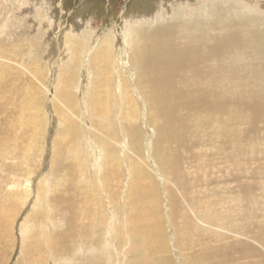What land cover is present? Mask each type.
I'll return each mask as SVG.
<instances>
[{
    "label": "rangeland",
    "instance_id": "rangeland-1",
    "mask_svg": "<svg viewBox=\"0 0 264 264\" xmlns=\"http://www.w3.org/2000/svg\"><path fill=\"white\" fill-rule=\"evenodd\" d=\"M0 264H264V0H0Z\"/></svg>",
    "mask_w": 264,
    "mask_h": 264
},
{
    "label": "bare ground",
    "instance_id": "bare-ground-1",
    "mask_svg": "<svg viewBox=\"0 0 264 264\" xmlns=\"http://www.w3.org/2000/svg\"><path fill=\"white\" fill-rule=\"evenodd\" d=\"M198 27V26H197ZM195 28V27H194ZM191 30V29H190ZM167 31V30H166ZM184 31L186 32V37H187V39H190L189 37L190 36H192V38L195 36V35H192V33L190 32V31H188V29L187 28H185L184 29ZM192 31H194V30H192ZM161 32H163V30H161ZM196 32V31H195ZM198 32V31H197ZM156 33V32H155ZM160 33V32H159ZM165 33V32H164ZM236 35V34H235ZM159 36V35H158ZM167 37V36H166ZM211 36H209V38H210ZM229 38V37H228ZM231 38V37H230ZM167 39V38H166ZM178 39V38H177ZM234 39V36H232V38H231V40H233ZM165 40V39H164ZM133 41V40H132ZM139 41H141V40H139ZM168 41V40H167ZM165 42V41H164ZM142 44V43H141ZM144 44V43H143ZM153 44V43H152ZM157 44V43H156ZM165 44V43H164ZM235 45H236V43H234ZM158 45V44H157ZM161 46V48H162V45H160ZM166 46V45H165ZM164 46V47H165ZM174 46V45H173ZM172 46V48H174ZM147 47H148V45H147ZM151 47V46H150ZM158 47V46H157ZM170 47V46H169ZM178 47V46H177ZM182 47V46H181ZM234 47V46H233ZM155 48H156V46H155ZM155 48H154V50H155ZM172 48H170L171 50H172ZM256 48V47H255ZM144 49V48H143ZM164 49H166L167 50V48H164ZM175 49V48H174ZM137 50H139V49H137ZM151 50V49H150ZM152 50H153V48H152ZM151 50V51H152ZM154 50H153V52H154ZM158 50H159V48H158ZM158 50H156V51H158ZM180 50H182V49H180L179 48V51ZM190 51V53H192V54H196L197 53V49L196 48H194V49H192V48H190L189 49ZM155 51V52H156ZM170 50H168V52H169ZM183 51V50H182ZM166 52V51H165ZM171 52V51H170ZM173 52H178L177 51V48H176V51H173ZM183 52H185V49H184V51ZM149 53V52H148ZM151 53V52H150ZM163 53V52H162ZM162 53H161V55H162ZM172 53V52H171ZM170 53V54H171ZM189 53V54H190ZM158 54V53H157ZM163 54H165V53H163ZM170 54L169 55H167V56H170ZM187 55H188V53H186ZM141 55V54H140ZM146 55V54H145ZM175 55V54H174ZM178 55H181V58L183 57L184 58V56H182L183 55V53L182 54H177V56H176V60H177V62L180 60V58L178 57ZM154 56V55H153ZM160 56V55H159ZM136 57V56H135ZM139 57V56H138ZM150 57V54H149V56L147 55V57L145 58V60H147L148 58ZM156 57H158V56H156ZM162 57H164V56H162ZM175 57V56H174ZM151 58V57H150ZM154 58V57H153ZM160 58V57H159ZM165 58V57H164ZM169 58V57H168ZM183 58H182V60H183ZM139 59V58H138ZM137 59V60H138ZM141 59V58H140ZM156 59V58H155ZM162 59V58H161ZM175 59H173L174 60V62L173 63H175ZM98 60V59H97ZM166 60H167V58H166ZM104 61V60H103ZM142 61V60H141ZM144 61V60H143ZM159 61V60H158ZM158 61H155V63H157ZM161 61V60H160ZM231 61V60H230ZM107 62V61H106ZM150 62V61H149ZM176 62V63H177ZM182 62V61H181ZM144 63V62H143ZM163 63H166V64H169L170 63V61L169 62H167V61H164ZM183 63V62H182ZM189 63V62H188ZM139 64V63H138ZM151 64V63H150ZM181 64V63H180ZM179 64V65H180ZM136 65V64H135ZM160 65V64H159ZM178 65V66H179ZM139 66V65H138ZM142 66V65H141ZM141 66H140V68H141ZM143 66H144V64H143ZM151 66H154L155 67V64H154V62H152V64H151ZM174 67V66H173ZM177 67V66H176ZM139 67H138V70L137 71H141V70H139L140 69ZM155 69H158V68H149V66H148V68H146V74H144V76L143 77H141L142 78V80H143V78H146V77H150L151 75H150V73H152V72H156L157 70H155ZM168 69V68H167ZM175 69V68H174ZM143 71V70H142ZM178 71V70H177ZM145 72V71H144ZM143 74V73H142ZM153 74V73H152ZM160 74V73H159ZM165 76V75H164ZM174 77V76H173ZM178 77V76H177ZM164 78V77H163ZM168 78V77H167ZM171 78V77H170ZM147 79V78H146ZM158 80V79H157ZM156 80V81H157ZM160 80V79H159ZM168 80V79H167ZM166 80V81H167ZM173 80H174V78H173ZM144 81V80H143ZM145 82V81H144ZM150 82H151V80H150ZM161 83H163V82H161ZM164 83H166V82H164ZM163 83V84H164ZM125 85V84H124ZM146 85V84H145ZM149 85V84H148ZM171 85V84H170ZM169 86V85H168ZM125 87V86H124ZM160 91V90H159ZM152 92V91H151ZM164 94H166V93H164ZM158 95V94H157ZM159 95H160V92H159ZM126 97V96H125ZM180 98V97H179ZM126 99V98H125ZM124 99V100H125ZM155 99V98H154ZM178 98H176L175 99V101L177 100ZM172 100V99H171ZM103 101V100H102ZM169 101H170V96L169 95H165V96H159L158 97V100H157V105H158V107H160L163 111H165V114H167L168 115V112H169V108H170V103H169ZM174 101V102H175ZM91 102V101H90ZM125 102H127V100H125ZM172 102V101H171ZM104 103V102H103ZM102 103V104H103ZM130 103H131V101H130ZM129 103V104H130ZM126 104V103H125ZM106 106V105H105ZM219 107V106H218ZM100 109H101V107H100ZM105 109V108H104ZM161 110V111H162ZM171 110H172V108H171ZM216 110H218V109H216ZM220 110V109H219ZM163 113V112H162ZM170 114H171V111L169 112ZM171 116V115H170ZM172 117V116H171ZM224 117V116H223ZM178 118V117H177ZM186 122H187V120H186ZM167 132V131H166ZM74 139V138H73ZM77 139V138H76ZM62 154V153H61ZM53 206V205H52Z\"/></svg>",
    "mask_w": 264,
    "mask_h": 264
}]
</instances>
